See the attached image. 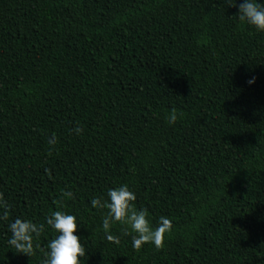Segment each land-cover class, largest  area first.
<instances>
[{
  "label": "trees",
  "instance_id": "16d2710c",
  "mask_svg": "<svg viewBox=\"0 0 264 264\" xmlns=\"http://www.w3.org/2000/svg\"><path fill=\"white\" fill-rule=\"evenodd\" d=\"M233 2L0 0V264H41L55 233L27 257L8 224L56 210L80 264H264V33ZM121 185L153 227L172 221L161 250L119 224L107 241L90 201Z\"/></svg>",
  "mask_w": 264,
  "mask_h": 264
},
{
  "label": "clouds",
  "instance_id": "9594fccd",
  "mask_svg": "<svg viewBox=\"0 0 264 264\" xmlns=\"http://www.w3.org/2000/svg\"><path fill=\"white\" fill-rule=\"evenodd\" d=\"M236 2L229 7H236ZM238 20L258 33H264V3L258 0H243L239 5ZM252 81H249L251 83ZM177 121L176 110L172 109L168 116L169 124ZM83 129L77 125L71 132L80 135ZM56 143L55 135L49 140V154ZM50 175V170L45 169ZM107 200L96 197L90 201L93 209L105 210L102 219V229L107 241L119 244V237L111 234L113 225L123 226V235L130 236L133 250L139 251L144 245L151 244L159 251L164 246L165 235L171 232L172 221L164 216L159 218L156 227H153L148 219L149 213L146 209H137L134 206L136 195L130 191L127 185L107 191ZM74 198L72 191L61 190L60 200L56 201L59 208L64 207L66 200ZM11 205L0 193V220H8ZM77 222L74 215L65 211L56 210L46 216L45 223H34L31 220L16 218L8 224L11 233L8 244L20 255L31 257L34 254V238H39L47 226L55 233L54 238L49 240L46 250L43 252L41 264H80V258L86 255V250L80 238L74 233L77 231Z\"/></svg>",
  "mask_w": 264,
  "mask_h": 264
}]
</instances>
